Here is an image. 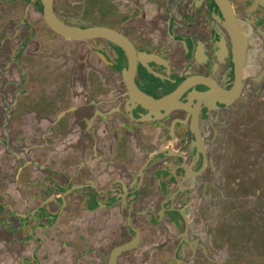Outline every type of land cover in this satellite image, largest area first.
I'll use <instances>...</instances> for the list:
<instances>
[{"label":"flooded vegetation","instance_id":"flooded-vegetation-1","mask_svg":"<svg viewBox=\"0 0 264 264\" xmlns=\"http://www.w3.org/2000/svg\"><path fill=\"white\" fill-rule=\"evenodd\" d=\"M43 1L0 0L5 263L259 261L264 0Z\"/></svg>","mask_w":264,"mask_h":264},{"label":"water","instance_id":"water-1","mask_svg":"<svg viewBox=\"0 0 264 264\" xmlns=\"http://www.w3.org/2000/svg\"><path fill=\"white\" fill-rule=\"evenodd\" d=\"M45 4V7L43 8V18L46 22V24L49 26L50 29H52L55 33H58L61 36L67 37L68 39H77V38H90V37H94V36H101L103 34H105V30L100 29V28H91V29H84V30H80V29H73L70 27H66L64 26L62 23H60L56 17L54 16V14L52 13L51 10V0H44L43 1ZM231 10H230V6L229 4H225L224 7V14L228 20V29L230 31V36H231V45H232V53H233V58L235 61V65L236 67H238L239 64H241V59H242V55H243V40L239 34V31L237 32L236 27H235V23L232 22L231 20V14H230ZM134 67V66H132ZM131 67V64H129V82L127 83V87L130 89H132V91L134 90L135 86L132 82V77H130V75L132 73H134V69ZM127 73V74H128ZM134 95H136L137 97L140 96L139 94L133 92ZM138 102L142 103L143 101L141 100V98L137 99ZM76 190L75 188L72 189V191ZM123 248H118L115 249L113 251L114 255L118 254V252H120Z\"/></svg>","mask_w":264,"mask_h":264},{"label":"rangeland","instance_id":"rangeland-1","mask_svg":"<svg viewBox=\"0 0 264 264\" xmlns=\"http://www.w3.org/2000/svg\"><path fill=\"white\" fill-rule=\"evenodd\" d=\"M260 217H262L263 218V216H261L260 215ZM261 218V219H262ZM260 223H262V221L260 222ZM229 232H230V230H229ZM261 232H262V234H264V229H262L261 230ZM261 242L264 244V239L262 238L261 240H260V244H261ZM246 243V242H245ZM235 248V247H234ZM233 250H235V251H237L238 252V249H233ZM260 252H261V254H262V258L259 260V261H254V260H250V263L251 264H264V247L262 246V248H260ZM230 260L232 261V258H230ZM230 264H236V263H230Z\"/></svg>","mask_w":264,"mask_h":264},{"label":"crops","instance_id":"crops-1","mask_svg":"<svg viewBox=\"0 0 264 264\" xmlns=\"http://www.w3.org/2000/svg\"><path fill=\"white\" fill-rule=\"evenodd\" d=\"M70 198H72V196L70 195L69 196ZM83 211H84V213L86 212L87 213V210L86 209H83ZM86 218V217H85ZM2 242H0V257L2 256V260H3V264H6L7 263V258H6V256H5V252L4 253H2V251H3V249L2 248H4L5 246L3 245V244H1ZM87 248V247H86ZM10 249V246H9V244H6V251L7 250H9ZM43 254H44V252H41L40 253V256H43ZM6 262V263H5ZM16 262H18V261H16Z\"/></svg>","mask_w":264,"mask_h":264}]
</instances>
